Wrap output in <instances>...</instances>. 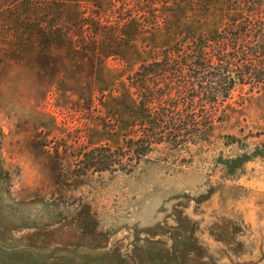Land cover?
<instances>
[{"label": "rangeland", "instance_id": "obj_1", "mask_svg": "<svg viewBox=\"0 0 264 264\" xmlns=\"http://www.w3.org/2000/svg\"><path fill=\"white\" fill-rule=\"evenodd\" d=\"M238 0H0V264H264V86L131 174H78L121 145L127 76Z\"/></svg>", "mask_w": 264, "mask_h": 264}, {"label": "trees", "instance_id": "obj_2", "mask_svg": "<svg viewBox=\"0 0 264 264\" xmlns=\"http://www.w3.org/2000/svg\"><path fill=\"white\" fill-rule=\"evenodd\" d=\"M238 1L244 12L217 34L190 35L127 76L134 98L129 129L121 145L84 152L78 174H131L156 146L192 142L223 121L238 84L264 86V0Z\"/></svg>", "mask_w": 264, "mask_h": 264}]
</instances>
